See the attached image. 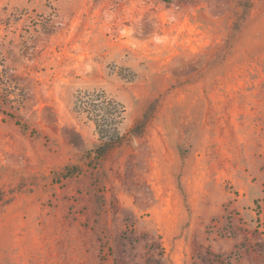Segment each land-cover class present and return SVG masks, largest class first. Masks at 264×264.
Returning <instances> with one entry per match:
<instances>
[{
  "label": "rangeland",
  "instance_id": "rangeland-1",
  "mask_svg": "<svg viewBox=\"0 0 264 264\" xmlns=\"http://www.w3.org/2000/svg\"><path fill=\"white\" fill-rule=\"evenodd\" d=\"M0 264H264V0H0Z\"/></svg>",
  "mask_w": 264,
  "mask_h": 264
},
{
  "label": "trees",
  "instance_id": "trees-1",
  "mask_svg": "<svg viewBox=\"0 0 264 264\" xmlns=\"http://www.w3.org/2000/svg\"><path fill=\"white\" fill-rule=\"evenodd\" d=\"M75 107L96 125L100 143L94 151L99 159L122 144L124 136L120 132V125L124 119L125 106L120 101L110 97L104 90H88L77 95ZM133 131L136 134L142 132L137 125L133 127Z\"/></svg>",
  "mask_w": 264,
  "mask_h": 264
}]
</instances>
